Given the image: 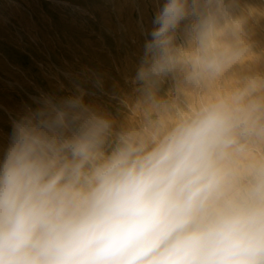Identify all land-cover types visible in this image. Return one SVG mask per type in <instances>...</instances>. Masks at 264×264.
I'll return each mask as SVG.
<instances>
[{"label":"clouds","instance_id":"1","mask_svg":"<svg viewBox=\"0 0 264 264\" xmlns=\"http://www.w3.org/2000/svg\"><path fill=\"white\" fill-rule=\"evenodd\" d=\"M232 5L166 0L119 129L82 89L13 122L0 264H264V73Z\"/></svg>","mask_w":264,"mask_h":264},{"label":"rangeland","instance_id":"2","mask_svg":"<svg viewBox=\"0 0 264 264\" xmlns=\"http://www.w3.org/2000/svg\"><path fill=\"white\" fill-rule=\"evenodd\" d=\"M166 0H0V161L13 122L44 96L78 94L84 103L126 123L121 101L134 98L131 83L151 39L153 20ZM245 20L254 59L242 71L264 73V0H233ZM181 23L176 42L184 43ZM173 87L169 78L161 94Z\"/></svg>","mask_w":264,"mask_h":264}]
</instances>
